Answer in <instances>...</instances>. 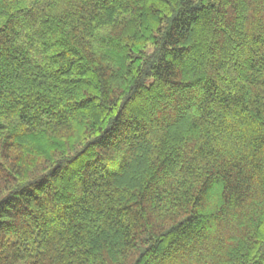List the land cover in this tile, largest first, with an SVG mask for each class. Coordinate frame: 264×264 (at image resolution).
I'll list each match as a JSON object with an SVG mask.
<instances>
[{
	"label": "trees",
	"instance_id": "trees-1",
	"mask_svg": "<svg viewBox=\"0 0 264 264\" xmlns=\"http://www.w3.org/2000/svg\"><path fill=\"white\" fill-rule=\"evenodd\" d=\"M0 264H264V0H0Z\"/></svg>",
	"mask_w": 264,
	"mask_h": 264
}]
</instances>
